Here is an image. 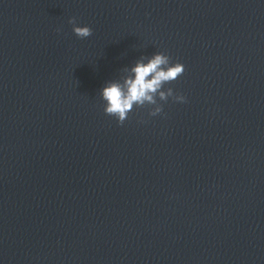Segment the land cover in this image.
<instances>
[{"label": "clouds", "instance_id": "1", "mask_svg": "<svg viewBox=\"0 0 264 264\" xmlns=\"http://www.w3.org/2000/svg\"><path fill=\"white\" fill-rule=\"evenodd\" d=\"M68 22L72 25L73 33L80 39L93 34L89 26H78L76 17L69 18ZM124 72L127 74L121 79L107 82L100 91L105 102V115L114 117L120 126L124 125L135 109H147L149 117H156L164 115V104L169 99L174 103L188 102L182 93L175 92L172 87L165 88V85L173 83L184 74L185 66L180 62L173 63L164 52L142 56ZM140 122L147 121L141 119Z\"/></svg>", "mask_w": 264, "mask_h": 264}]
</instances>
